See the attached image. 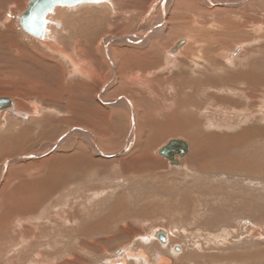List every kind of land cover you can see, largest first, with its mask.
I'll use <instances>...</instances> for the list:
<instances>
[{
  "label": "rangeland",
  "instance_id": "obj_1",
  "mask_svg": "<svg viewBox=\"0 0 264 264\" xmlns=\"http://www.w3.org/2000/svg\"><path fill=\"white\" fill-rule=\"evenodd\" d=\"M28 1L0 0V32L9 25L11 36L3 43L20 44L11 56L21 60L18 67H30L22 73L39 85L0 86V96L15 94L8 96L21 109L8 119L0 115V264H122V257L123 264H155L159 258L171 264H264V0H212L236 2L215 8L200 0H168L169 27H179L153 46L152 52L163 53L154 71L142 72L153 56L131 57L141 67L129 68L124 86L122 76L113 78L110 63L100 59V43L111 36L144 39L160 25L161 0H113L112 7L65 15L64 27L57 26L64 31L53 42L72 50L81 43L80 52H65L73 62L59 47L46 50L23 34L17 21ZM176 38L191 44L173 61L167 51ZM128 45L115 42L113 48L134 51ZM4 50L2 69V55L10 56ZM118 57V65L130 64ZM126 102L136 115V136L122 154L134 134ZM195 103L199 108H192ZM33 106L39 113L29 121ZM175 111L194 123L192 131L175 130L179 121L165 117ZM69 132L70 140L50 150ZM172 139L195 151L178 168L156 155ZM38 154V160L24 159ZM22 196L25 211L7 202ZM154 231L172 236L167 247ZM177 246L180 255L172 254ZM127 251L146 258H131Z\"/></svg>",
  "mask_w": 264,
  "mask_h": 264
},
{
  "label": "bare ground",
  "instance_id": "obj_2",
  "mask_svg": "<svg viewBox=\"0 0 264 264\" xmlns=\"http://www.w3.org/2000/svg\"><path fill=\"white\" fill-rule=\"evenodd\" d=\"M31 1V0H30ZM201 2H206V4L207 5H209V6H211L212 8L214 7H217V6H232V4L231 3H234L235 1H237V2H239L238 4H241V3H245V2H247V1H254V0H235V1H232V2H224V1H221V2H213L212 0H200ZM257 1V0H256ZM167 2H168V0H161L160 1V5H159V12H160V25H158V26H155V27H153V29H149V31L147 32V34H143L144 35V39H143V36H140L141 38H138V40H136L137 38L135 37V36H133V37H130V36H118V37H114V36H111V37H106L105 39H103L102 41H101V47H100V54L101 55H104L103 57L101 56L100 57V59L103 61L104 59L105 60H107V62L108 63H110V65L112 66V68L114 69V71L112 72V76H113V78H114V76L116 77V75H119V76H122V78H120V83H119V85H123V84H125V82H129V80H128V78L130 77L131 78V76H130V74H131V71L129 70V68L130 67H135L136 69L137 68H139V67H141V65H138V62L137 61H135L134 60V58H131V57H137V56H143L144 58H148V56H153V57H151V58H149V59H151L152 60V58H153V61L152 62H149L148 61V59H147V61H148V64L146 65V64H144V63H146L145 61L144 62H139L140 64H144L145 66L143 67V70H145V71H142V72H149L150 70H152V71H154L155 70V68H156V66H155V64L156 63H154L156 60L155 59H158L159 60V58H161L162 57V55H163V53H162V55L161 54H158V53H155V52H152V49L154 48L153 46H155V45H160L161 44V42H163V40L164 39H166L168 36L167 35H170V34H174L175 32V30H177V27H179V26H173V27H169V23H168V21H167V11H168V4H167ZM28 3H29V1L27 2V4H26V8L20 13V15L24 12V11H26L27 10V6H28ZM178 3V2H177ZM105 4H107L108 5V7H112V6H114V4H113V0H89V1H84V2H79V3H75V4H72V5H70V4H67V3H65V4H63V5H61V4H59V5H56L53 9H51V10H49L47 13H46V15L41 19V22H42V28H41V30L39 31V33H38V35H36V36H32V35H29L27 32H25V31H23L22 29H21V27H20V25H19V23H17L18 24V26H19V28L23 31V34H25V35H27L29 38H31V39H33V40H36L38 43H40L41 44V46H43L44 47V49H56V46L57 45H55L54 44V42H55V40L54 39H56V37L57 36H59V34H61V31H64V30H61V31H59V28L57 27L58 25H61L62 24V26H63V17L65 16V15H67V14H69V13H73V12H76V11H78V10H80V9H82V8H85V7H91V6H105ZM235 4H236V2H235ZM243 5V4H242ZM244 8V7H243ZM242 8V9H243ZM246 8V7H245ZM245 11V10H244ZM192 13V12H191ZM228 13H230V12H228ZM232 14H234V13H232ZM20 15L18 16V20H19V17H20ZM194 15H196V14H194ZM191 19V18H190ZM176 20V19H175ZM18 22V21H17ZM175 23H176V21H175ZM3 24V23H2ZM54 24V25H53ZM174 24V23H173ZM172 24V25H173ZM4 26V30L3 31H1L0 32V39H2V41H0V53H4V52H2L4 49V51H7V53H9L10 54V56H8V57H6V56H4V55H2V66H3V69L0 67V73L2 72V70H3V75H1L0 76V86L2 87L5 83H8L9 85H12L11 86V88L10 89H12V87H14V86H16V87H20V89L21 88H26V85H27V83H28V85L30 84L31 86H35L36 85V87H38L39 88V85H38V83H36V82H34L33 80H31V79H27L26 78V74H25V72L24 73H22V68L24 67V68H26V69H30V67H28L27 65L25 66V65H23V64H21V66L20 67H18V65H20L19 63L21 62V60L19 61L18 60V58H16V55H12L11 56V53L13 52V49L15 50H17L19 47H18V45L20 46V44H18V42L16 41H14L13 39H9L10 41V43L8 42V46H6V44L4 45V43H3V39L4 38H6V36L7 37H11V36H9V33H10V28H9V25H6V24H4L3 25ZM54 27V28H53ZM57 27V28H56ZM64 27V26H63ZM151 27V26H150ZM166 28H169V30H168V33L167 34H163L162 32H163V30H165ZM61 29V28H60ZM182 30V29H181ZM185 30V29H184ZM166 32V31H165ZM134 35V34H133ZM56 36V37H55ZM152 36H153V38H152ZM152 38V39H151ZM145 39H146V41H145ZM177 39V38H176ZM178 40V39H177ZM54 41V42H53ZM71 41V40H70ZM53 42V43H52ZM82 42V41H81ZM115 42H118V43H127V44H132V45H128V47L130 48L131 47V49H134V51H131V52H128V51H125V50H118L117 48H113V46L115 45ZM148 42V43H147ZM188 42L190 43V39L189 38H183V39H181V40H178V41H176L173 45H172V47H169V53H171V55H169L168 54V51H167V55L169 56V57H171V59L173 60V61H175V57H173V56H178V55H180L181 54V52H182V49L184 48V47H186V45L188 44ZM70 43H72V42H70ZM74 43V42H73ZM72 43V44H73ZM83 43V42H82ZM146 44L145 46H144V48L145 49H142V47H141V45L142 44ZM10 44V45H9ZM17 44V45H16ZM72 44H69V45H72ZM75 45H74V49L72 50V49H70L71 48V46H68V47H62L61 48V46H57V47H59L60 48V51H62L63 52V56L65 57V59H67V60H71L70 62H73L72 61V59H68V57H71L70 55H68V54H65V52H67L68 51V49H70V50H72V51H78V52H80V48H81V43H79L78 44V42H75L74 43ZM147 44H148V48L146 49V46H147ZM191 44V43H190ZM4 46V47H3ZM15 46H17V47H15ZM41 46H40V48H41ZM4 48V49H3ZM162 48V47H161ZM33 49V48H32ZM136 49V50H135ZM160 49V48H159ZM193 49V48H192ZM111 50H116V51H114L115 53H113V57H114V61H115V64H114V62L112 61V56H111ZM161 50V49H160ZM49 51V50H48ZM117 51L120 53V57H118V55H116V53H117ZM16 52V51H15ZM23 52V51H22ZM52 52H54V51H52ZM85 52V51H84ZM98 52V51H97ZM111 52V53H110ZM137 52V53H136ZM161 52H163L162 50H161ZM160 52V53H161ZM187 52V51H186ZM185 52V53H186ZM188 52H189V55L192 57V53H193V51L191 52V50L189 49L188 50ZM6 53V52H5ZM55 53V52H54ZM76 53V52H75ZM83 53V52H82ZM132 53H135L136 55H132ZM185 53L184 54H182L181 55V59L183 60V61H185V59H186V55H185ZM99 53H98V55H100ZM118 54V53H117ZM85 55V54H84ZM88 55V54H87ZM93 55H95V54H93ZM22 56V55H21ZM27 56V55H26ZM62 56V55H61ZM195 56H196V54H195ZM84 57V56H83ZM98 57V56H97ZM117 57L118 58H120L119 59V61H121V63L123 64V63H125V64H128V63H126V62H128V61H130L129 63V65H127V66H122V65H118L117 64ZM191 57H189V62H190V64L191 65H194V66H198V63H196V60L194 61V60H192L191 59ZM1 58V57H0ZM112 58V59H111ZM194 58V57H193ZM24 59V58H23ZM22 59V60H23ZM44 59V58H43ZM84 60V59H83ZM104 60V61H105ZM209 60H210V58H209ZM18 61H19V63H18ZM34 61V60H33ZM93 61H95V60H93ZM140 61V60H139ZM142 61V60H141ZM187 61V60H186ZM76 62V61H75ZM180 62V64L182 65V66H186L185 64H186V62H185V64H183L182 63V61H179ZM188 62V63H189ZM79 63V62H78ZM91 63V62H90ZM134 63H137V64H134ZM28 64V63H27ZM72 64V63H71ZM75 64H77V62L75 63ZM189 64V65H190ZM206 65L208 64V67L210 66V64L208 63V62H206L205 63ZM81 65L82 66H85V65H87V62L86 61H83V64L81 63ZM124 65V64H123ZM44 66V65H43ZM73 66H75V65H73ZM154 66H155V68H154ZM33 67V66H32ZM35 67V66H34ZM78 67H79V65H78ZM37 68V67H36ZM74 68V67H73ZM82 68H84V71H83V69L81 70L82 72L81 73H84L85 74V67H82ZM95 68V67H94ZM119 68L121 69V72H120V74H119ZM165 68V67H164ZM167 68V67H166ZM182 68V67H181ZM184 68V67H183ZM32 69H34V68H32ZM75 69V68H74ZM168 69V68H167ZM24 70V69H23ZM36 70V69H35ZM77 70H78V68H77ZM80 71V70H79ZM27 72H30V71H27ZM87 72V71H86ZM136 72V71H135ZM154 73V72H153ZM78 74H80V72L78 73ZM143 74V73H142ZM152 74V73H151ZM29 75V74H28ZM118 78V77H117ZM142 79V78H141ZM145 79V78H144ZM147 79V78H146ZM28 82H27V81ZM151 80H152V78H151ZM208 80H211V79H208ZM131 81H133V80H131ZM137 81H138V84H136L137 85V87H141V84H139V81L140 80H136L135 79V83H137ZM145 81V80H144ZM146 81H148V79L146 80ZM150 81V80H149ZM212 81V80H211ZM143 82V80L141 81V83ZM151 82V81H150ZM208 82V81H207ZM113 83H114V81H113ZM130 83V82H129ZM132 83V82H131ZM145 83V82H144ZM146 83H148V82H146ZM209 83V82H208ZM116 84V83H115ZM133 84V83H132ZM143 84V83H142ZM195 84V83H194ZM198 84V83H197ZM196 84V85H197ZM203 84V83H202ZM210 84H212L211 82H210ZM135 85V84H134ZM145 85V84H144ZM200 85H201V83H200ZM124 86V85H123ZM202 86V85H201ZM200 86V87H201ZM0 87V88H1ZM136 87V88H137ZM199 87V88H200ZM3 88V87H2ZM32 88V87H31ZM5 89V88H4ZM9 89V90H10ZM202 89V88H201ZM23 90V89H22ZM25 90V89H24ZM38 90H40V89H38ZM199 90V89H198ZM41 93V92H40ZM6 95H3V96H0V100L2 101H6V102H4V104H3V106L2 107H0V115H3V116H5L6 115V117H7V119L9 118V117H11V116H18V112H20V108H19V104L17 105V103L16 102H14V99H12V98H10V96H8V95H15V94H13V93H11V92H9V94L8 93H5ZM51 94V93H50ZM24 96H27L26 94H24ZM50 100V99H49ZM99 100H100V102H103V100L102 99H100L99 98ZM109 101V100H108ZM106 104H108V102H105ZM149 103V102H148ZM7 104V105H6ZM110 104V103H109ZM199 104L200 103H195V104H193L192 105V108L195 106V108L197 109V107L199 108ZM71 105V104H70ZM126 105H129V108L131 107V114H132V116H130V119H132L131 121H130V124H129V126H130V128H132L133 130H134V134H132V133H129V135H128V139H127V141H126V145H124L122 148H121V153L122 154H125L124 152H126V150H127V148H128V146H129V144H130V142L133 140V139H135V134H136V125H135V123H136V115H135V113H134V109H133V105H132V103L131 102H126ZM23 106V105H22ZM35 106H33L32 107V109H34L33 110V114H32V117L31 118H29V121H30V119L32 120V118H33V116L34 115H36L37 114V112L39 113V111H38V108L36 107V109L34 108ZM7 111H9V112H7ZM90 111V110H89ZM153 114V113H152ZM155 114V113H154ZM167 116H165L169 121H173L174 123H175V121H179V123H177V125L174 127L175 128V130L176 131H178V130H181V131H192V127H194V123L193 122H190L185 116H183L181 113H180V111H175L173 114H166ZM23 116H26V115H23ZM38 116V115H37ZM36 116V117H37ZM36 117H34V118H36ZM176 117V118H175ZM5 118V117H4ZM1 119V118H0ZM27 119V118H26ZM177 119V120H176ZM19 120V119H18ZM36 120H37V118H36ZM40 120V119H39ZM20 121V120H19ZM34 121H35V119H34ZM3 122V121H2ZM7 122H9V121H7ZM28 124V123H27ZM40 124V123H39ZM100 124V123H99ZM36 125V124H35ZM172 125H174V124H172ZM13 126H14V124H13ZM40 126V125H39ZM1 128V127H0ZM3 128V127H2ZM36 128V127H35ZM80 129V128H79ZM2 130H4V128L2 129ZM28 130V129H27ZM76 130V127L73 129V131H75ZM81 131V133H84V132H82V129L80 130ZM31 132V131H30ZM2 133H3V131H2ZM40 133H41V131H40ZM39 133V134H40ZM70 133V132H69ZM66 134L65 135V138H63V140L62 141H60V142H57V143H54V145L53 144H51V148L53 147V149H50V150H58V148H59V146H60V148H61V146H62V143L63 142H67L68 140H70L71 139V137H72V133H70V134ZM199 133V132H198ZM183 134H187V132H184ZM194 134V133H193ZM6 135V134H5ZM20 135V134H19ZM41 135H44V134H41ZM37 136H39V135H37ZM0 137H1V135H0ZM27 137V136H26ZM192 137V136H191ZM4 138V137H3ZM42 138V137H41ZM44 138V137H43ZM30 139V138H29ZM42 140V139H41ZM44 141V140H43ZM169 142H173V143H182V142H184L186 145H187V149H186V151L185 152H183V154L182 155H179L178 153H174V155H173V159H168V158H166V157H164L162 154H160V152H161V150H163L168 144H169ZM97 143V142H96ZM133 143H134V141H133ZM194 144L198 147V143L197 142H194ZM93 146V145H92ZM23 147V146H22ZM50 147V146H49ZM84 147V146H83ZM176 146H173V148H175ZM94 148H96V146H94ZM213 148V147H212ZM215 148V147H214ZM95 150V149H94ZM198 150V149H197ZM210 150V149H209ZM215 150V149H214ZM48 151V150H47ZM120 151H118L117 153H119ZM27 152V151H26ZM95 152L96 153H99L101 156H105V157H111L110 155H108V154H105V153H103L98 147L96 148V150H95ZM191 152V146L187 143V142H185L184 140H181V139H172V140H169V141H167L165 144H163L161 147H159V149L156 151V155H158V156H160V157H162L163 159L165 158L166 159V161H167V164H168V166H170V167H173V168H175V167H181L182 166V161L184 160V159H186L190 154H192V156L191 157H193L195 154V151L194 152H192V153H190ZM117 153H115V154H117ZM121 153H119V155H117V156H114V157H118V156H120L121 155ZM212 153L213 154H215L213 151H212ZM210 154V155H213V154ZM24 154V153H23ZM50 154V153H49ZM53 154V153H52ZM27 155V154H26ZM39 156V154L38 155H33V156H24V159H26V158H28V159H33V158H36L37 160H38V157ZM197 156V155H196ZM55 157H57V155H52L50 158H53V160H54V158ZM68 157V156H67ZM131 157V156H130ZM213 157V156H212ZM49 158V159H50ZM62 158V157H61ZM13 159V158H12ZM11 159V160H12ZM58 159V158H57ZM56 159V160H57ZM11 160H9V162H11ZM14 161H15V159H13ZM12 160V161H13ZM64 160V159H63ZM60 161V160H59ZM8 161H6V162H4V164H3V166H2V169H1V172H3L4 171V169L5 168H7V165H8V163H9ZM11 164V163H10ZM27 164V163H26ZM25 164V165H26ZM42 164V163H41ZM24 165V166H25ZM17 166V165H16ZM27 167V166H26ZM59 167V166H58ZM15 168V167H14ZM17 168L19 169V167L17 166ZM16 168V170H18ZM10 169H12V168H10ZM60 170V169H59ZM37 174V173H36ZM3 175V174H2ZM21 187V186H20ZM26 188V187H25ZM33 188V187H32ZM21 189V188H20ZM37 189V188H36ZM35 191V190H34ZM39 191V190H38ZM20 192V191H19ZM35 192H37V191H35ZM36 194V193H35ZM26 195V194H25ZM21 197V196H20ZM37 197V196H36ZM12 198V197H11ZM28 198V197H27ZM14 199V200H13ZM12 200V202H10V199H9V201H7L9 204H10V206L12 205V206H14L15 204L17 205V206H21L22 208H24V211L26 210V209H28V207L26 206V204L25 203H27L25 200H23V196H22V198H13ZM24 199H25V196H24ZM32 199V198H31ZM8 200V199H7ZM29 201H31V200H29ZM6 202V201H5ZM38 202V201H37ZM19 204V205H18ZM29 204H31L30 202H29ZM28 204V205H29ZM15 207V206H14ZM22 208H20V209H22ZM30 208H31V206H30ZM118 208V207H117ZM32 209V208H31ZM120 209V208H119ZM111 211V210H110ZM114 211H115V209H114ZM116 212V211H115ZM23 213V212H22ZM21 214V213H20ZM3 219V218H2ZM1 222H3V221H1ZM5 222V221H4ZM3 222V223H4ZM4 225V224H3ZM101 225H102V223H101ZM114 227V226H113ZM105 228V227H104ZM155 232V231H154ZM160 236L161 237H163L164 238V242H162V241H160ZM155 239L157 240V241H159L161 244H163V245H166V244H168L169 245V243L171 242L170 241V238L172 237H169V234L168 233H166L165 231H159V232H155ZM10 238V237H9ZM9 240V239H8ZM143 241V240H142ZM158 242V243H159ZM159 243V244H160ZM161 247V246H160ZM164 247V246H163ZM166 247H167V245H166ZM165 247V248H166ZM179 248H181V250L179 249ZM166 250H167V248H166ZM179 250H180V253H177V254H175L176 253V251L177 252H179ZM174 251V252H173ZM183 253V250H182V247H179V246H177V247H175V248H173V250H172V254H175V255H180V254H182ZM140 254L141 255H143V253L142 252H140ZM126 255L127 256H129V257H131V258H137V259H141V258H146V257H143V256H139V257H137V256H134L130 251H127V253H126ZM133 256V257H132ZM120 260V259H119ZM144 260V259H143ZM240 260V259H239ZM155 261V260H154ZM119 262H122V264L124 263V260H123V257L121 258V260L119 261ZM104 264H106V263H104ZM155 264H171L169 261H167L166 259H164V258H159V259H157V262L155 263Z\"/></svg>",
  "mask_w": 264,
  "mask_h": 264
},
{
  "label": "water",
  "instance_id": "obj_3",
  "mask_svg": "<svg viewBox=\"0 0 264 264\" xmlns=\"http://www.w3.org/2000/svg\"><path fill=\"white\" fill-rule=\"evenodd\" d=\"M84 1L89 0H31L28 3L27 10L20 15L18 23L23 31L27 32L29 35L36 36L42 28L41 19L49 10L53 9L56 5L59 4L63 5L67 3L72 5ZM4 102L6 101L0 100V107L3 106ZM173 146L176 147L173 148ZM186 149L187 145L184 142H169V144L163 150H161L160 154L171 160L173 159L174 153L182 155L183 152L186 151ZM117 155L119 154H116L115 156ZM160 241L164 242V238L161 236Z\"/></svg>",
  "mask_w": 264,
  "mask_h": 264
},
{
  "label": "crops",
  "instance_id": "obj_4",
  "mask_svg": "<svg viewBox=\"0 0 264 264\" xmlns=\"http://www.w3.org/2000/svg\"><path fill=\"white\" fill-rule=\"evenodd\" d=\"M33 86H34V85H33ZM35 86H36V85H35ZM37 92H38V91H37ZM28 93H30V92H28ZM38 93H40V92H38ZM41 93H42V92H41ZM41 93H40V95H42ZM24 94H25V93H24ZM22 96H24V95H22ZM24 97H26V96H24ZM10 98H11V97H10ZM14 102H15V101H14ZM7 112H9V111H7Z\"/></svg>",
  "mask_w": 264,
  "mask_h": 264
},
{
  "label": "flooded vegetation",
  "instance_id": "obj_5",
  "mask_svg": "<svg viewBox=\"0 0 264 264\" xmlns=\"http://www.w3.org/2000/svg\"><path fill=\"white\" fill-rule=\"evenodd\" d=\"M179 249L181 250V248H179ZM180 250H179V252L176 251V253H180Z\"/></svg>",
  "mask_w": 264,
  "mask_h": 264
}]
</instances>
